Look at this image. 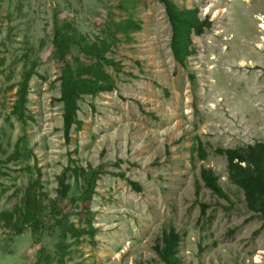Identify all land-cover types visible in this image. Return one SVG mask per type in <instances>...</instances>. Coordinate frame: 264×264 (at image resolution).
Listing matches in <instances>:
<instances>
[{"label": "rangeland", "instance_id": "374dc122", "mask_svg": "<svg viewBox=\"0 0 264 264\" xmlns=\"http://www.w3.org/2000/svg\"><path fill=\"white\" fill-rule=\"evenodd\" d=\"M172 1L197 7L213 24L193 39L196 54L185 69L172 59L169 26L155 0H0V212L12 210L37 169L43 204L54 199L57 176L71 161L83 168L104 164L142 188L135 193L125 181L102 176L87 204L94 236L78 243L67 237L62 264H161L153 246L169 226L181 237L182 264H264L263 223L257 218L245 223L252 214L227 181L225 160L213 154L216 148L264 142V0ZM54 5L60 20L73 22L90 38L106 18L131 16L142 23L133 41L106 54L121 67L119 73L105 68L116 89L83 97L77 114L81 131H72L68 145L50 44ZM35 61L26 105L34 121L21 125L10 112L22 71ZM195 136L208 157L191 164ZM17 141L27 154L5 163ZM201 166L218 175L228 201L202 187ZM75 182L69 178L72 191L60 204L70 212L76 204L69 199L78 196L80 185ZM199 203L209 205L203 217ZM68 220L87 228L84 215ZM58 236V228L42 238L27 230L10 245L0 237V264H35L40 248L51 256L50 264H61Z\"/></svg>", "mask_w": 264, "mask_h": 264}, {"label": "trees", "instance_id": "16d2710c", "mask_svg": "<svg viewBox=\"0 0 264 264\" xmlns=\"http://www.w3.org/2000/svg\"><path fill=\"white\" fill-rule=\"evenodd\" d=\"M124 1V0H123ZM163 8L164 15L170 30L169 51L173 61L182 69L187 67L188 60L196 54L193 46L194 38H201L206 32L212 29V21L209 16L201 17L197 7L180 8L172 0H155ZM135 7V3H132ZM123 11L124 5H119ZM59 6L52 8V38L51 50L52 59L55 61L59 76V98L57 102L62 105V135L66 145L71 141L72 131H81L82 122L78 120L79 102L83 97H96L99 94L111 93L115 91V83L105 68H112L116 73L121 71V67L112 58H107L106 54L112 48L121 43L133 41L132 33L142 30V23L131 16L114 21L106 18L97 24L98 33L92 38L80 33L73 22L60 20ZM82 58V59H81ZM85 60V61H84ZM37 61L31 62L29 68L22 71V79L17 84L16 99L13 103L11 115L18 123L26 125L28 121L33 122L32 116L27 114L28 84L36 75ZM190 79H193L190 76ZM167 95V94H166ZM16 142L13 152L7 156L5 163L17 161L25 156L26 146ZM207 146L195 136L189 148V161L205 162L208 157ZM210 147V146H208ZM213 154L221 157L226 163L227 181L235 186L242 194L245 207L252 216L245 220L257 218L264 226V142H254L237 148H216ZM121 163L118 160L114 167L118 168ZM4 175V174H2ZM104 175H110L126 182L135 193L142 191L141 186L130 180L121 172H110L104 164L96 167L87 165L81 167L71 161L57 176L56 197L43 204L41 192L38 191L40 185V171L36 170V178L29 182L24 188L19 201L12 210L0 212V234L1 239L11 244L15 238L20 237L25 231L42 238L45 234L59 229L58 243L60 256L58 262L62 264V258L67 253L68 245L64 240L69 237L72 242L78 243L82 236L87 235L93 238L95 230L91 226L92 213L87 204L92 201L95 195L97 182ZM199 181L202 187L209 191L211 195L228 201V196L219 183L218 175L210 168H199ZM69 178H73L78 184V196L70 198L69 202L75 205V210L70 212L66 207L60 206L62 202L68 200L72 191ZM195 195L198 198L200 185L195 183ZM200 215L205 216V211L209 205L199 203ZM86 217L87 228H75L69 222L70 216ZM257 233V232H254ZM181 237L173 226L163 230L153 246L158 261L161 264H182L179 257V245ZM51 256L40 248L39 256L35 264H50Z\"/></svg>", "mask_w": 264, "mask_h": 264}, {"label": "bare ground", "instance_id": "6f19581e", "mask_svg": "<svg viewBox=\"0 0 264 264\" xmlns=\"http://www.w3.org/2000/svg\"><path fill=\"white\" fill-rule=\"evenodd\" d=\"M262 28V30H264V27H261Z\"/></svg>", "mask_w": 264, "mask_h": 264}]
</instances>
